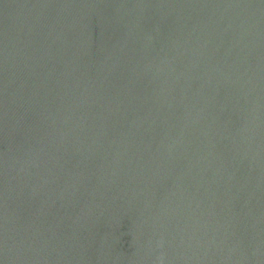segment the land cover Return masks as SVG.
<instances>
[{
  "label": "water",
  "instance_id": "water-1",
  "mask_svg": "<svg viewBox=\"0 0 264 264\" xmlns=\"http://www.w3.org/2000/svg\"><path fill=\"white\" fill-rule=\"evenodd\" d=\"M0 264H264V0H0Z\"/></svg>",
  "mask_w": 264,
  "mask_h": 264
}]
</instances>
